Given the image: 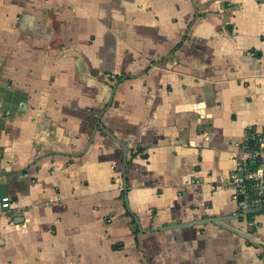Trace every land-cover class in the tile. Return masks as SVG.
<instances>
[{
    "label": "crops",
    "instance_id": "obj_1",
    "mask_svg": "<svg viewBox=\"0 0 264 264\" xmlns=\"http://www.w3.org/2000/svg\"><path fill=\"white\" fill-rule=\"evenodd\" d=\"M263 130L264 0H0V264H264Z\"/></svg>",
    "mask_w": 264,
    "mask_h": 264
},
{
    "label": "built area",
    "instance_id": "obj_2",
    "mask_svg": "<svg viewBox=\"0 0 264 264\" xmlns=\"http://www.w3.org/2000/svg\"><path fill=\"white\" fill-rule=\"evenodd\" d=\"M253 141V144L249 140L237 144L235 171L230 179L220 178V183L232 190L233 199L246 218L264 210V130L254 133ZM8 201L9 198L3 200ZM248 225L254 231L258 229L254 221H248Z\"/></svg>",
    "mask_w": 264,
    "mask_h": 264
},
{
    "label": "water",
    "instance_id": "obj_3",
    "mask_svg": "<svg viewBox=\"0 0 264 264\" xmlns=\"http://www.w3.org/2000/svg\"><path fill=\"white\" fill-rule=\"evenodd\" d=\"M105 133L109 137H111L113 140H115L122 147L123 152H124L123 167H122L123 186H124V191L126 193V196H125L126 206L129 209L130 208V205H129L128 196H127L128 182H127V174H126V167H127V163H128V149H127V147L122 142H120L117 138H115L109 132H105ZM251 143H253V141H251ZM5 198H8V197H5ZM5 198H3L2 200H4ZM242 217L245 218V215L242 214ZM135 220H136V223H137V225L139 227V231L142 232V233H146L147 231H145V230L142 229V227L140 225V221L138 220V218H135ZM211 222L222 223L223 220H221V221L220 220H214V219L213 220H202V221H199V222H193V223H189V224L173 225V226H169V227H166V228H161V230H164V229H173V228H177V227H185V226H191V225H201V224H207V223H211ZM150 231H152V230H150ZM253 232H254V229L251 228L250 229V233H253ZM243 235L246 238H248L249 240H252V236L250 234H245L244 233ZM259 244H261V245L264 246V241L263 240H259Z\"/></svg>",
    "mask_w": 264,
    "mask_h": 264
},
{
    "label": "trees",
    "instance_id": "obj_4",
    "mask_svg": "<svg viewBox=\"0 0 264 264\" xmlns=\"http://www.w3.org/2000/svg\"><path fill=\"white\" fill-rule=\"evenodd\" d=\"M142 150H138L136 153H132L131 154V158L129 161H132V159H134L139 153H141ZM145 157V155H144ZM263 217V220L260 221V218ZM249 222H255L258 225V229L257 231H259V235L264 238V210L262 213L260 214H256V215H250L247 217ZM259 219V220H258Z\"/></svg>",
    "mask_w": 264,
    "mask_h": 264
}]
</instances>
